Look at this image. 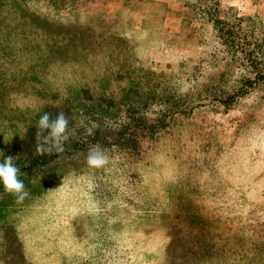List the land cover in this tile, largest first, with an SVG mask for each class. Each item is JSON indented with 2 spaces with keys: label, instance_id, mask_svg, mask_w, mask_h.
Listing matches in <instances>:
<instances>
[{
  "label": "rangeland",
  "instance_id": "rangeland-1",
  "mask_svg": "<svg viewBox=\"0 0 264 264\" xmlns=\"http://www.w3.org/2000/svg\"><path fill=\"white\" fill-rule=\"evenodd\" d=\"M229 10L264 23V0ZM200 22L194 0H0V163L30 157L44 113L76 120L81 88L169 115L100 146L103 168L81 150L23 175L22 204L0 187V264H264V83L231 98Z\"/></svg>",
  "mask_w": 264,
  "mask_h": 264
},
{
  "label": "trees",
  "instance_id": "trees-1",
  "mask_svg": "<svg viewBox=\"0 0 264 264\" xmlns=\"http://www.w3.org/2000/svg\"><path fill=\"white\" fill-rule=\"evenodd\" d=\"M194 6L201 21L200 25L206 27L207 30L206 42L210 44L211 49L209 62H215V66L225 62L223 65H234L239 70L238 76L236 75L233 79L237 86L232 89V97L231 94L227 96L233 98L243 95L248 88L258 86L261 82L264 83V23L257 16L236 15L233 14V10H229L231 12L226 16H220L217 13L220 0H194ZM78 91L71 93V98H68L66 102L77 111L75 112L76 120L71 119V113L66 115L69 119L70 135L64 145L63 153L76 154L81 150L89 152V149L95 145L117 144L122 147H135L137 140L154 136L167 125L165 119L169 116L167 112L157 117L156 121H147L146 116L139 113L133 101L124 104L115 101L111 96H93L86 88ZM199 98L198 102L208 98V102L210 100L211 103L224 101V95L220 94ZM121 109H124L122 111L124 115L121 114ZM176 112L178 111L173 109V113ZM49 113L55 114L56 112L52 110ZM81 113L87 117L83 126L79 123ZM55 116L51 115L53 118ZM92 122H96L99 127L93 129V134L89 135L86 129L91 127ZM72 129H75V135L71 134ZM31 132L32 129L29 130V137H31ZM81 133H84L86 137L84 141L80 139ZM34 135L36 137V133ZM58 155L55 152L37 155L35 139V146L30 157L17 161L20 179L23 175L48 167ZM0 187L4 189L2 183Z\"/></svg>",
  "mask_w": 264,
  "mask_h": 264
},
{
  "label": "clouds",
  "instance_id": "clouds-1",
  "mask_svg": "<svg viewBox=\"0 0 264 264\" xmlns=\"http://www.w3.org/2000/svg\"><path fill=\"white\" fill-rule=\"evenodd\" d=\"M87 117L81 113L80 125H84ZM96 122L91 123V127L86 129L87 134L92 135L93 129L98 128ZM71 134L75 135V129L71 130ZM69 119L63 112L58 113L55 118L49 113H44L37 122L36 132V153L37 155L52 154L53 152L61 154L65 151L64 145L69 140ZM19 156H8L0 163V183L3 184L4 190L15 197L17 204H22L29 196L25 184L20 179V169L16 161ZM87 165L93 169L103 168L109 163V157L104 150L95 145L89 149Z\"/></svg>",
  "mask_w": 264,
  "mask_h": 264
}]
</instances>
